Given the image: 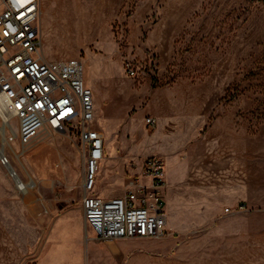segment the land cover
Instances as JSON below:
<instances>
[{"label": "rangeland", "instance_id": "obj_1", "mask_svg": "<svg viewBox=\"0 0 264 264\" xmlns=\"http://www.w3.org/2000/svg\"><path fill=\"white\" fill-rule=\"evenodd\" d=\"M83 2L40 0L39 29L42 60H80L93 91L92 127L105 142L94 193L123 194L139 165L160 156L174 178L184 172L168 206L207 204L203 219L177 220L186 232L128 239L109 263L264 264V0H101L95 19L80 13L93 9ZM0 128L1 146L17 122L0 113ZM4 147L32 185L19 192L0 165V264L103 261L83 220L78 131L47 129L25 148Z\"/></svg>", "mask_w": 264, "mask_h": 264}, {"label": "built area", "instance_id": "obj_2", "mask_svg": "<svg viewBox=\"0 0 264 264\" xmlns=\"http://www.w3.org/2000/svg\"><path fill=\"white\" fill-rule=\"evenodd\" d=\"M39 19L40 0H0V113L17 122L16 131L0 146V165L17 190L26 193L30 182L13 168L5 144L25 148L47 129L78 131L85 153L81 207L84 224L94 237L161 239L168 235L162 195L165 170L160 156L147 157L139 165L123 194L100 197L94 193L105 142L92 127L93 91L85 83L80 60H42ZM127 71L135 76L132 66ZM146 124L155 127L156 120L147 118Z\"/></svg>", "mask_w": 264, "mask_h": 264}, {"label": "crops", "instance_id": "obj_3", "mask_svg": "<svg viewBox=\"0 0 264 264\" xmlns=\"http://www.w3.org/2000/svg\"><path fill=\"white\" fill-rule=\"evenodd\" d=\"M84 4H90V6L93 7L92 10H90L89 7H84L83 5H80V13L83 12L85 14H93L92 19H95V14L94 12V7L97 3L101 4V0H83ZM198 156H196L197 158ZM202 157V156H200ZM200 159H187V162L185 163L186 166H188L189 164L191 165H196V168H199V163L201 162L199 161ZM164 161V170H165V165H166V160L163 159ZM169 164V163H167ZM175 164L177 165V167H183L184 169V163H180L179 159L175 160ZM190 165V166H191ZM202 165V164H201ZM169 166V165H168ZM180 172L179 169L177 170V174L176 177H173V172H171L170 170H165V185L162 189V195L165 201V214H166V230L167 229H172V230H176V231H181L179 233H184L187 231V229L189 230V226H185L182 224H177V220L179 219H183L185 217V215L188 214H192L194 215L195 219H203L204 215H205V211H206V202L199 197H193V198H181L178 199L177 202V208L174 209L173 207H169L168 203L166 201V196L168 193V189H169V185H174L175 179L178 180V178H180L184 172H182L181 176H180ZM96 193L98 194V191H96ZM220 204H221V200L218 199L214 202L211 203L214 214L215 211L218 212L219 208H220ZM83 230V229H82ZM84 231V230H83ZM91 232V231H90ZM169 233H173L174 231H168ZM92 233V232H91ZM93 234V233H92ZM128 239H120V240H115L113 243H107V240H99V243H95V242H91L92 243V247H94V251L97 249V247H99V245L101 244L102 247V253L105 255L103 257V261H99V260H94L93 263L94 264H110V260L113 257V255H115L118 252H121V250L123 248L126 247V245L129 243V241H127ZM133 240V239H132ZM105 241V242H103ZM96 254V253H95ZM222 258H219V260H221Z\"/></svg>", "mask_w": 264, "mask_h": 264}, {"label": "bare ground", "instance_id": "obj_4", "mask_svg": "<svg viewBox=\"0 0 264 264\" xmlns=\"http://www.w3.org/2000/svg\"><path fill=\"white\" fill-rule=\"evenodd\" d=\"M78 35H80L79 33H78ZM5 125H7V120L5 121V123H4ZM10 127V126H9ZM0 131L2 132V129L0 128ZM11 131H12V129H11ZM4 140V139H3ZM32 184H30V186H31ZM30 189V188H29Z\"/></svg>", "mask_w": 264, "mask_h": 264}]
</instances>
